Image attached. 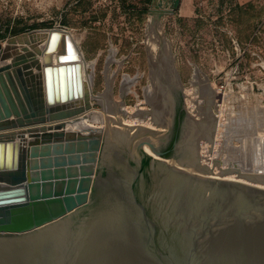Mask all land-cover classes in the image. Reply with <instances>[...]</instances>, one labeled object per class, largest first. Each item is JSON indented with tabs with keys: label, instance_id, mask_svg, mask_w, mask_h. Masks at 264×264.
<instances>
[{
	"label": "water",
	"instance_id": "95a60500",
	"mask_svg": "<svg viewBox=\"0 0 264 264\" xmlns=\"http://www.w3.org/2000/svg\"><path fill=\"white\" fill-rule=\"evenodd\" d=\"M172 12L150 9L152 24ZM8 59L0 65V264H264V187L254 184L264 179L193 173L157 148L160 130L142 124L63 130L86 118L97 96L62 29L0 41V62ZM25 134L36 138L29 147ZM213 135L214 124L204 139Z\"/></svg>",
	"mask_w": 264,
	"mask_h": 264
},
{
	"label": "rangeland",
	"instance_id": "374dc122",
	"mask_svg": "<svg viewBox=\"0 0 264 264\" xmlns=\"http://www.w3.org/2000/svg\"><path fill=\"white\" fill-rule=\"evenodd\" d=\"M171 7L159 26L152 24L150 9ZM52 28L68 32L81 52L96 113L121 107L127 125L154 129L149 103L158 105L153 91L163 86L166 72L160 77L151 58L160 41L167 43L163 67L175 70L181 103L201 120L209 108L214 117L208 119L217 122L215 143L200 139V161L204 150L202 163H212L219 174L225 170L230 180L239 174L227 169L239 164L243 173L264 175V0H178L176 6L172 0H0V41ZM206 88L215 95L207 99Z\"/></svg>",
	"mask_w": 264,
	"mask_h": 264
},
{
	"label": "bare ground",
	"instance_id": "6f19581e",
	"mask_svg": "<svg viewBox=\"0 0 264 264\" xmlns=\"http://www.w3.org/2000/svg\"><path fill=\"white\" fill-rule=\"evenodd\" d=\"M69 34V33H68ZM70 35V34H69ZM70 37H71V35H70ZM152 41V40H151ZM156 42V41H155ZM150 43H153V42H150ZM75 44V43H74ZM148 44H149V42H148ZM159 44H160V50H159V52H158V54H157V56H156V54H154L155 56H156V58L155 57H153L152 56V63L154 62L153 60H156V63H154L155 64V70L158 72V75L160 76V77H162V73H163V71H165L166 73H169L168 71H166L164 68L165 67H163V62H167L168 61V54H169V48H168V45H167V43H165L164 41H160L159 42ZM150 45H153V46H157L158 45V42H156V43H153V44H149V47H150ZM76 46V45H75ZM77 47V46H76ZM153 48V47H152ZM78 49V48H77ZM78 51H79V49H78ZM79 54H80V56H81V60H80V62H81V65H82V77H83V80L84 81H86V83L88 84V87H89V89H91V81H92V76H85L84 75V72H83V69H85V67L83 68V64H82V59H83V57H82V54H81V52L79 51ZM155 58V59H154ZM151 61V60H150ZM170 65V64H169ZM158 70H160V71H158ZM170 76H169V79H170V77H171V73L169 74ZM165 83H163V86L162 87H160L161 85H159V90H158V92L161 90V92H159V96H160V98H161V101L159 102V104L157 105V106H155V108H153V111L151 110L150 112H149V114L151 113L152 114V112H153V115L156 117V119L159 121V120H163V118H164V112H165V110H166V108L171 104L170 103V101H171V98H170V95H169V90L171 89V88H167L168 86L167 85H164ZM169 89V90H168ZM212 95H215V94H213L212 92H211V90L209 89V88H206L205 90H204V96H206V98L207 99H209V97L210 96H212ZM100 97V96H99ZM101 98V97H100ZM208 102V101H207ZM212 102V101H211ZM209 103V102H208ZM95 104V103H94ZM209 107V106H208ZM209 109V108H208ZM208 109H206V110H208ZM245 109V108H244ZM205 110V112H202L201 114H204V118L205 119H202L201 120V122H199L198 124H194L192 127H191V130H190V134H189V136H187V138H186V140H185V142H184V144H183V152H182V154H181V161H183L184 163H185V169H187V170H189V171H191V172H193V173H197V174H200V175H205V176H209V177H215V178H217V177H221L222 175H223V173H225L226 171L225 170H223V171H221L220 170V174H219V172H215V166H213L212 165V163H210V164H204V163H202V159H203V162L204 161H206L205 160V158H204V156H206V155H204V150H202V159H201V161H200V157H199V155H198V152H197V150H196V148H195V146H194V139L198 136V135H201V136H203L202 138L204 139V136L208 133V131L210 130V127H211V125L210 124H214V133H215V127H216V125H217V122L213 119L212 121V123L210 122V120L208 119L209 117H211V119L214 117V115H212V111L211 110H209V111H206ZM247 110V109H246ZM126 111V110H125ZM123 112V108H119V110L117 109V111L116 112H114L113 111V113L112 112H107V111H105L104 113H96V111H94L93 109L87 114V117L85 118V117H83L82 118V120H81V122L79 123V124H75V125H73L72 127L73 128H79V127H89V129H94V128H92V127H95V126H90V123H88V122H100V123H102V124H105L107 121H113V122H116V121H118V120H121V121H123V123H126V124H128V122L126 121V119H125V117H124V114L122 113ZM115 113V114H114ZM252 113V112H251ZM148 114V115H149ZM247 114V113H246ZM252 116H251V122L253 121L252 119H254V123L256 124V119L255 118H257V115L256 114H254V115H256V117L255 118H252L253 117V114H251ZM147 117V116H146ZM247 117V116H246ZM250 117V116H249ZM137 118V117H136ZM201 118V117H200ZM197 119V118H196ZM242 120H243V118H242ZM247 120V121H246ZM248 120H249V118H246L245 119V122H248ZM256 120V121H255ZM163 122V121H162ZM252 122V123H253ZM212 124V125H213ZM244 124V123H243ZM132 125V124H131ZM247 125H249L248 123H247ZM241 126H244V125H242L241 124ZM250 126H252V124L250 123ZM251 128H253V126L251 127ZM96 129V131H99V128H95ZM209 129V130H208ZM243 129V128H242ZM242 129H241V131H242ZM245 129H246V127H245ZM247 130H248V127H247ZM239 131V130H238ZM250 130H248V132H249ZM235 132V131H234ZM237 132V131H236ZM250 132H252V131H250ZM237 134V133H236ZM258 134V133H257ZM258 136V135H257ZM256 136V139L258 138ZM225 137V136H224ZM226 138V137H225ZM252 138V137H251ZM207 139V138H206ZM205 139V140H206ZM243 139V138H242ZM214 138H213V140H212V142H211V144H213V142H214ZM245 140V139H244ZM257 140H261L260 138H258ZM216 141V140H215ZM207 142V141H206ZM215 143V142H214ZM243 143H246V142H244L243 141ZM248 144V143H247ZM201 145H203V144H201ZM205 145V144H204ZM214 146V145H213ZM202 148H204V147H202ZM206 148V147H205ZM241 149V148H240ZM145 150L148 152V153H150L151 155H153V156H155L149 149H148V147H146L145 146ZM206 152V151H205ZM201 153V152H200ZM228 154V153H227ZM225 156L224 157H226L227 155L226 154H224ZM247 155V154H246ZM198 156V157H197ZM229 158V157H228ZM209 159V158H208ZM231 159V158H230ZM245 159H246V157H245ZM247 160V159H246ZM256 160V159H255ZM215 161V160H214ZM207 162V161H206ZM211 162H212V160H211ZM216 162V161H215ZM239 164V163H238ZM239 165H241V164H239ZM239 165H236V166H230V169H227L230 173L231 172H236L237 174H239L238 176H237V178H233V180H235V181H240V182H245V183H251V184H253V182H251V180L252 179H255V178H258V179H264V175H258V174H253V170H252V174H249L248 172L246 173H243V172H241V169H243V168H239ZM262 167V166H261ZM219 168H221V167H219ZM264 168V167H263ZM247 168H245V170H246ZM244 170V171H245ZM261 170V169H260ZM217 171V170H216ZM256 171V170H255ZM236 176V175H235ZM234 177V176H233ZM252 178V179H251ZM222 179H226V176H222ZM250 180V181H249ZM254 184H256V185H259V186H262V187H264V183H254Z\"/></svg>",
	"mask_w": 264,
	"mask_h": 264
},
{
	"label": "flooded vegetation",
	"instance_id": "af4514ba",
	"mask_svg": "<svg viewBox=\"0 0 264 264\" xmlns=\"http://www.w3.org/2000/svg\"><path fill=\"white\" fill-rule=\"evenodd\" d=\"M169 73H166V76L164 77V83L168 86L167 88H171L169 90V95L171 98L170 105L166 108L164 112V118L163 120H157L156 117L150 114V117L155 125H158V130L161 132V137L158 141L157 148L164 154L165 157H175V158H181V154L183 152V144L190 134L191 130V122L194 120H198L199 117L195 116L193 113H190L188 110L185 109L183 104L180 101L179 98V88L175 87L173 85V82L171 79H169ZM156 97H158L159 102L161 101L160 96L158 93V86L156 85L155 88ZM161 92V90L159 91ZM162 93V92H161ZM153 94V93H152ZM151 94V96H153ZM149 96V97H151ZM153 98V97H152ZM151 99V98H150ZM151 103V104H150ZM150 111H153L154 101H150ZM188 118L190 120H188ZM197 118V119H196ZM163 121V122H162ZM162 127V128H161ZM200 137L198 136L194 139V146L199 151V145H200ZM198 157V156H197Z\"/></svg>",
	"mask_w": 264,
	"mask_h": 264
},
{
	"label": "crops",
	"instance_id": "0c3cea01",
	"mask_svg": "<svg viewBox=\"0 0 264 264\" xmlns=\"http://www.w3.org/2000/svg\"><path fill=\"white\" fill-rule=\"evenodd\" d=\"M8 37H10V36H8ZM1 42H4L3 40L1 41ZM9 61H10V59H8V60H5V61H2V62H0V65H4L5 63H9ZM13 118V117H12ZM88 123H90V126L92 125V126H94L92 123H94V121L93 122H88ZM42 125H45V127L47 126L48 127V123H46V124H42ZM52 125H54V124H52ZM39 127H42L41 126V124L40 125H34V126H31V128H21V129H15L14 130V132H18V131H23V130H26V129H39ZM71 129H75V130H77V129H89V127H77V128H73L72 126H70V125H67L66 127H65V129H63V130H65V131H69V130H71ZM36 138H33V137H29V135L28 134H25V140H24V145H25V147H29V146H27V144H29V143H32L34 140H35ZM16 140H19L18 138H16ZM52 140L53 139H47V140H45V141H47L46 143H52ZM45 145H52V144H45ZM46 151V150H45ZM46 153V152H45ZM51 154H52V149H51V146H49V155L51 156ZM52 157V156H51ZM62 158H59V163H62L61 160ZM64 159H68V156L66 157V158H64Z\"/></svg>",
	"mask_w": 264,
	"mask_h": 264
},
{
	"label": "trees",
	"instance_id": "16d2710c",
	"mask_svg": "<svg viewBox=\"0 0 264 264\" xmlns=\"http://www.w3.org/2000/svg\"><path fill=\"white\" fill-rule=\"evenodd\" d=\"M16 35V34H15Z\"/></svg>",
	"mask_w": 264,
	"mask_h": 264
}]
</instances>
